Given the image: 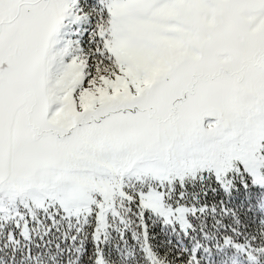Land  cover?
Here are the masks:
<instances>
[{
  "label": "snow or ice",
  "instance_id": "snow-or-ice-1",
  "mask_svg": "<svg viewBox=\"0 0 264 264\" xmlns=\"http://www.w3.org/2000/svg\"><path fill=\"white\" fill-rule=\"evenodd\" d=\"M0 264H264V0H0Z\"/></svg>",
  "mask_w": 264,
  "mask_h": 264
}]
</instances>
